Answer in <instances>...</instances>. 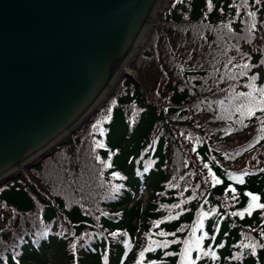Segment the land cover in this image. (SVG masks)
Here are the masks:
<instances>
[{"label":"trees","instance_id":"16d2710c","mask_svg":"<svg viewBox=\"0 0 264 264\" xmlns=\"http://www.w3.org/2000/svg\"><path fill=\"white\" fill-rule=\"evenodd\" d=\"M161 11L137 77L0 185V264H264V0Z\"/></svg>","mask_w":264,"mask_h":264},{"label":"water","instance_id":"95a60500","mask_svg":"<svg viewBox=\"0 0 264 264\" xmlns=\"http://www.w3.org/2000/svg\"><path fill=\"white\" fill-rule=\"evenodd\" d=\"M155 1L0 0V185L37 165L95 113L98 107L76 122Z\"/></svg>","mask_w":264,"mask_h":264},{"label":"bare ground","instance_id":"6f19581e","mask_svg":"<svg viewBox=\"0 0 264 264\" xmlns=\"http://www.w3.org/2000/svg\"><path fill=\"white\" fill-rule=\"evenodd\" d=\"M160 2H161V0H156L155 1V3L153 4V7L151 8V10L149 11V13L147 15V18H146L145 22L143 23L139 33L137 34L132 46L130 47V49L128 50V52L124 56V58L121 60V62L119 63V65L117 66L115 71L113 72L112 77L107 82L106 86L98 94V96L93 100L92 105L88 109H86L83 112V114L76 120V122L78 121L77 123H79L82 119H84L91 112L92 109L97 108V106L100 107L101 106V102H103V100L106 98V96H107L109 90L111 89V87L113 86L114 82L116 80H118L119 77L121 78V76L125 75L124 72L126 70H128L127 66H128L129 61L131 60L132 56L137 52V50L140 47L141 43L145 39V37H146V35H147L148 31H149L150 26L152 25L153 19L155 18V15H156V12H157V8L159 7ZM47 148H48V146L44 150L40 151L38 153V155L36 154L37 156L35 155L32 158L33 161L38 159L40 157V155H42L43 152L46 151ZM15 170H17V169L16 168L12 169V170H10L7 173H12L13 171L15 172ZM7 173H5L4 175H7Z\"/></svg>","mask_w":264,"mask_h":264},{"label":"snow or ice","instance_id":"6c2138e0","mask_svg":"<svg viewBox=\"0 0 264 264\" xmlns=\"http://www.w3.org/2000/svg\"><path fill=\"white\" fill-rule=\"evenodd\" d=\"M209 8L211 9V0H209ZM250 15H253V14H250ZM253 27H255V26L253 25ZM244 67L247 68V67H249V65L245 64ZM245 95H251V94H245ZM253 114H254V113H253ZM97 146H98V147H103L102 144H98ZM205 167H207V165H205ZM243 175H247V173H246V172H245V173H242V174L239 175V176H237L236 174H232V175L230 176V179L239 180L240 183H243V182H244V181H243ZM213 180L215 181V183H220V181H219L218 179H216L215 176H213ZM233 191H235V190L233 189ZM247 195H248L249 197H251V202L249 203L248 208L244 209V211H245V212H248L249 214H251V210H252V208H253V203L256 202V201H258L259 197L253 195L252 193H247ZM256 206L259 207V208H261V209H264V204H258V205H256ZM243 214H244L243 212H241V213H233V215H241V216H242ZM114 235H115V234H114ZM161 235H164V234L161 233ZM72 247L75 248V245H73ZM146 250H150V249H146ZM205 254L207 255L208 253H205ZM140 256H141V257L144 256V252H143V251L140 253ZM213 256H214V254H213Z\"/></svg>","mask_w":264,"mask_h":264},{"label":"rangeland","instance_id":"374dc122","mask_svg":"<svg viewBox=\"0 0 264 264\" xmlns=\"http://www.w3.org/2000/svg\"><path fill=\"white\" fill-rule=\"evenodd\" d=\"M164 1H165V0H161V2H160V4H159V7L157 8V12H156L155 18L153 19L152 25L150 26L149 31H148V33H147L145 39L143 40V42L141 43V45H140V47L138 48L137 52L132 56L131 60H130L129 63H128L127 69H128V71H129L130 75H132L131 77H133V78H136V77H137V73H136V71H135L134 69L131 68V64H132L133 60L136 58V56L138 55L140 49L144 46V43H145L147 37L150 35L151 30H152V28H153V26H154V23H155V21H156V19H157V14H158L159 12H162V11H161V5L163 4ZM130 75H129V76H130ZM123 76H124V75H123ZM123 76H121V78H122ZM126 76H128V75H126ZM121 78L118 79L117 83L119 82V80H121ZM117 83L113 86L111 92H110V90H109V92H110V93L108 92L109 95L112 93V91H113L114 87L117 85ZM108 97H109V96H108ZM108 97H107V98H108ZM105 101H106V100H105ZM103 103H104V102H103ZM99 105H100V104H99ZM101 106H102V102H101ZM101 106H100V107H101ZM97 107H99V106H97ZM100 107H99V108H100ZM85 121H87V120H85ZM85 121H84V122H85ZM84 122H83V123H84ZM81 124H82V123H81ZM81 124H80V125H81ZM41 160H42V159H41ZM41 160H40V161H41ZM40 161H39V162H40ZM37 164H38V163H37ZM24 170H25V169H24ZM144 198H145V193H143V199H144Z\"/></svg>","mask_w":264,"mask_h":264}]
</instances>
